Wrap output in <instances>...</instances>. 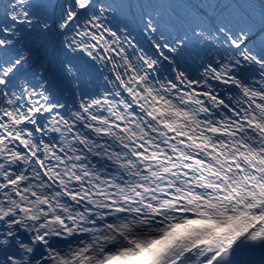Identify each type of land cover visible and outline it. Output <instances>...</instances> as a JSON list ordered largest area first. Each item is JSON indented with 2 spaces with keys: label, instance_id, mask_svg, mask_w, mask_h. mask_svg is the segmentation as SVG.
<instances>
[{
  "label": "snow or ice",
  "instance_id": "snow-or-ice-1",
  "mask_svg": "<svg viewBox=\"0 0 264 264\" xmlns=\"http://www.w3.org/2000/svg\"><path fill=\"white\" fill-rule=\"evenodd\" d=\"M0 264H264V0H0Z\"/></svg>",
  "mask_w": 264,
  "mask_h": 264
}]
</instances>
